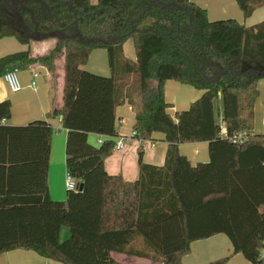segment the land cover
<instances>
[{"label": "trees", "instance_id": "obj_1", "mask_svg": "<svg viewBox=\"0 0 264 264\" xmlns=\"http://www.w3.org/2000/svg\"><path fill=\"white\" fill-rule=\"evenodd\" d=\"M244 18L264 0H236ZM29 48L0 57V76L64 56L63 105L53 108L67 129L68 173L83 189L54 200L48 187L52 125L35 120L3 125L11 102H0V208L23 217L0 220V253L23 248L64 264H122L113 252L182 264L195 240L227 235L230 255L203 264H226L241 253L264 264V133H254L258 81L264 78V21L246 26L235 18L210 20L194 0H0V38ZM133 39L136 60L124 54ZM54 39L43 55L31 45ZM108 54L110 76L84 68L94 49ZM167 80L202 90L188 109L168 112ZM156 81V84H154ZM234 143L221 135L216 101ZM136 113L134 137L161 132L168 143L163 166L139 155V177L110 174L116 108ZM106 138L93 145L88 134ZM208 142L210 159L193 165L182 143ZM62 227L70 235L61 241ZM138 237L143 246H135Z\"/></svg>", "mask_w": 264, "mask_h": 264}, {"label": "crops", "instance_id": "obj_2", "mask_svg": "<svg viewBox=\"0 0 264 264\" xmlns=\"http://www.w3.org/2000/svg\"><path fill=\"white\" fill-rule=\"evenodd\" d=\"M97 2V0H92ZM231 0H194V2L205 8L208 12V18L224 19L225 13L228 11V2ZM236 1V0H235ZM235 8V7H233ZM242 11V10H241ZM258 11V8L247 19L250 20L252 16ZM244 20L237 15V20L244 23L246 26L253 24H246ZM232 18V17H231ZM236 19V18H235ZM262 22L264 18H262ZM247 20V21H248ZM213 21V20H212ZM243 21V22H242ZM13 37L0 38L5 39V43L10 45V49L4 53L3 48H0V57L14 53L15 51H23L29 48V45L16 44ZM47 41V40H46ZM45 41L34 42L31 45V50L34 55H43L34 52L35 45L38 50L42 49ZM37 44V45H36ZM103 49V48H98ZM98 49H94L92 53ZM124 54L131 60H136V49L133 39H128L124 45ZM105 50V49H103ZM106 51V50H105ZM46 54V53H45ZM107 54V51H106ZM63 56V55H62ZM87 64L89 65V63ZM61 67L55 68L41 64L39 62L33 63L26 68H21L18 71V78L20 81V89L13 91L8 83L5 81L3 75L0 76V102L9 100L11 102V117L3 120V125L8 126H25L35 120H45L53 127V134L51 139V155L48 168V187L52 199L61 201L66 200V175L68 173L66 166V141L68 131L63 126L61 117H52L51 112L53 108H59L63 105L64 94V56L60 61ZM84 68L94 72V65ZM11 68V67H10ZM9 69V68H8ZM104 75L110 76L111 70L108 63L104 67ZM38 72L37 86L33 88L31 82L33 80V72ZM96 73V72H94ZM156 84V81H154ZM260 90V89H259ZM164 93L166 100L171 103L168 112L175 116L177 111L188 109L190 104L201 96L202 90L196 89L187 84H183L176 80H167L164 86ZM256 105V104H255ZM216 108L218 120L223 121V101L222 96L216 101ZM136 121V113L132 106L125 102L116 108V124L118 127V137L125 138V147L121 150H114L113 153L106 158L105 167L110 174H121L125 180L135 181L139 177V155L145 163L152 165L163 166L166 160V153L168 143L164 140V134L156 132L150 140H142L134 137L133 126ZM254 133L259 131L253 130ZM116 137V139L118 138ZM106 137L99 134H88V140L93 145H99ZM179 151L186 155L193 165L198 162H207L210 159L208 142H193L182 143L179 145ZM81 183V182H79ZM24 212L21 209L0 208V220L20 218L23 217ZM70 235L68 227H62L60 237L64 239ZM143 238L138 237L135 241V246H143ZM233 251V245L229 237L223 233L215 234L211 237L195 240L190 245V252L184 255L181 259L182 264H203L219 258L230 255ZM112 257L122 264H163L159 260L141 258L137 256L128 255L125 253L113 252ZM0 264H64L60 261L43 257L33 250H26L17 248L0 253ZM226 264H252L241 253L231 256Z\"/></svg>", "mask_w": 264, "mask_h": 264}, {"label": "rangeland", "instance_id": "obj_3", "mask_svg": "<svg viewBox=\"0 0 264 264\" xmlns=\"http://www.w3.org/2000/svg\"><path fill=\"white\" fill-rule=\"evenodd\" d=\"M228 11L225 13V17H219V18H236V16L239 15L240 20H244L242 16V11L240 7L238 6L237 2L235 0H231L228 2ZM235 7V8H233ZM262 18H264V4L258 8V11L252 16L250 20L246 19V24H253V23H260L262 22ZM215 20V19H211ZM248 20V21H247ZM243 22V21H242ZM253 22V23H252ZM12 40L16 44H20V42L16 38H12ZM5 39L0 40V48H3V52L6 53L10 49V45L5 43ZM55 40L50 39L45 41L44 47L40 50L37 49V47L34 45V52L40 53V54H45L51 50V48L54 46ZM34 44V43H33ZM37 45V44H36ZM16 52V51H15ZM62 55H57L54 59L53 64L56 65L55 68L58 69V67H61L60 61L62 60ZM89 65L87 66L90 68L91 66L94 65L95 71L97 74L104 75L105 69L104 67L107 66V54L106 51L103 49H98L92 53V56L90 58V61L88 62ZM26 67H23V69ZM106 76V75H104ZM258 88L260 89V94L256 100V105H255V113H254V129L255 131H259V133H264V78L260 79L258 81ZM58 200V199H55ZM62 238V237H60ZM68 238V237H66ZM61 239V241L65 240Z\"/></svg>", "mask_w": 264, "mask_h": 264}, {"label": "built area", "instance_id": "obj_4", "mask_svg": "<svg viewBox=\"0 0 264 264\" xmlns=\"http://www.w3.org/2000/svg\"><path fill=\"white\" fill-rule=\"evenodd\" d=\"M18 71L19 68L18 67H11L9 69H7L4 74L3 77L5 79V81L8 83V85L10 86V88L13 91H18L20 89V81L18 78ZM39 76L38 72H33V80L31 82V86L33 88H35L37 86V77ZM221 126V135L225 138H228L229 140H231L234 143H238L241 144L243 142H245L248 139L249 134L245 131L243 132H239L236 133L232 136H230L227 132L225 123H220ZM102 141H100L101 143ZM125 138L123 137H118L116 139V143H115V147L114 150H121L125 147ZM79 187V181H77L71 174L67 173L66 175V189L68 191H77Z\"/></svg>", "mask_w": 264, "mask_h": 264}, {"label": "water", "instance_id": "obj_5", "mask_svg": "<svg viewBox=\"0 0 264 264\" xmlns=\"http://www.w3.org/2000/svg\"><path fill=\"white\" fill-rule=\"evenodd\" d=\"M82 189H83V183H79L78 190H82Z\"/></svg>", "mask_w": 264, "mask_h": 264}]
</instances>
